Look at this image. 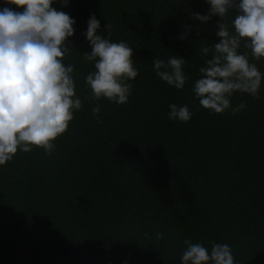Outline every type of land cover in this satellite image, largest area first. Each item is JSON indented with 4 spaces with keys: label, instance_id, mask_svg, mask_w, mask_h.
I'll return each instance as SVG.
<instances>
[{
    "label": "trees",
    "instance_id": "16d2710c",
    "mask_svg": "<svg viewBox=\"0 0 264 264\" xmlns=\"http://www.w3.org/2000/svg\"><path fill=\"white\" fill-rule=\"evenodd\" d=\"M51 6L75 19L64 62L73 65L81 108L50 154L18 149L0 165V264H180L184 239L227 243L234 264H264V58H253L241 41L238 51H248L262 73L258 95L234 92L230 108L214 113L191 90L204 62L199 49L219 40V17L190 19L207 12L204 0ZM90 14L99 35L132 48L138 74L128 81L126 103L93 99L84 84L94 70L83 54ZM235 14L230 9L225 21ZM182 23L192 25L183 42L176 39ZM173 54L186 60L181 89L151 67L152 57ZM170 103L187 105L191 118L169 120Z\"/></svg>",
    "mask_w": 264,
    "mask_h": 264
},
{
    "label": "clouds",
    "instance_id": "9594fccd",
    "mask_svg": "<svg viewBox=\"0 0 264 264\" xmlns=\"http://www.w3.org/2000/svg\"><path fill=\"white\" fill-rule=\"evenodd\" d=\"M13 7L0 8V165L10 161L19 149L28 152L32 146L45 154L54 149L53 141L62 134L81 108L74 92L73 65L65 63L71 47L66 38L74 34L75 19L51 5L67 0H0ZM207 12H191L190 19L201 24L219 17L215 36L218 42L199 49L204 58L199 77L192 84V93L204 109L221 113L230 108L234 92L256 97L262 73L248 59L249 52H239L243 41L253 58H264V0H204ZM235 9L230 23L226 13ZM104 27H110L105 24ZM99 20L90 14L82 32L90 51L84 59L93 63V71L84 77V84L93 99L106 98L123 104L128 100L131 83L138 69L133 66L132 48L125 41H110L98 34ZM176 39L188 38L192 25L182 23ZM185 59L171 55L167 59L152 57L155 75L169 86L181 89L187 77ZM169 120L186 122L191 118L187 105L168 104ZM244 107L241 103L233 113ZM99 107H93L95 115ZM99 122V121H98ZM156 232L157 239L162 237ZM180 264H234L227 243L183 240Z\"/></svg>",
    "mask_w": 264,
    "mask_h": 264
}]
</instances>
